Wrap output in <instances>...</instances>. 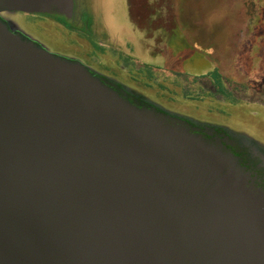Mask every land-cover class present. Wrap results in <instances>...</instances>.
<instances>
[{
  "label": "water",
  "instance_id": "water-1",
  "mask_svg": "<svg viewBox=\"0 0 264 264\" xmlns=\"http://www.w3.org/2000/svg\"><path fill=\"white\" fill-rule=\"evenodd\" d=\"M14 12L75 16L73 0H0V16ZM3 21L40 55L81 64ZM81 66L87 82H72L0 37V264H264V192L226 138Z\"/></svg>",
  "mask_w": 264,
  "mask_h": 264
},
{
  "label": "rangeland",
  "instance_id": "rangeland-1",
  "mask_svg": "<svg viewBox=\"0 0 264 264\" xmlns=\"http://www.w3.org/2000/svg\"><path fill=\"white\" fill-rule=\"evenodd\" d=\"M73 3L74 14L75 3L87 8L91 36L70 32L56 15L1 17L132 101L226 138L249 185L264 192V0Z\"/></svg>",
  "mask_w": 264,
  "mask_h": 264
},
{
  "label": "bare ground",
  "instance_id": "bare-ground-1",
  "mask_svg": "<svg viewBox=\"0 0 264 264\" xmlns=\"http://www.w3.org/2000/svg\"><path fill=\"white\" fill-rule=\"evenodd\" d=\"M4 19L1 18L0 16V26L3 28L0 27V37L3 38L7 43H9L14 49H16L19 53H21L22 55L30 58V59H33L35 61H40V62H46V63H50V64H53L55 66H59L63 69V71L65 72V74L67 75V77L70 79V81L72 82H77V83H80V82H87L83 79V75L82 73L86 74L87 73V69L84 68L83 66H81V64H78V63H67L65 61H55L53 60V57L52 58H46L42 55H40V51L37 50V48L34 46V45H30V44H27L25 42L21 43L19 40H21V38L19 37H14L13 35L9 34L8 32H6L4 29H5V22L3 21ZM8 26L11 27V24L8 22L7 23ZM17 32V31H16ZM22 41V40H21ZM83 65V64H82ZM89 84H91L92 86L94 87H97L96 85L88 82ZM98 88V87H97ZM98 90L106 95L107 97H110L115 103H117L118 105L122 106L123 108H125L126 110H129L131 112H133L134 114H137L139 115L140 117H143L145 118L147 121H149L150 123L156 125L158 128H161V129H164L163 127H160L159 125H157L154 120L151 119L150 116H147L145 114L142 113L141 110H139L138 108L136 107H132V106H129V105H126L124 104L123 102L117 100L115 97L111 96L108 92H106V90L102 87L98 88ZM150 117V118H149ZM168 131H171V130H168ZM175 131L177 133L180 132L179 129H175ZM187 132V131H186ZM188 133V132H187ZM188 137L191 139V141H200L199 139H197L196 137L192 136V135H188ZM198 143V142H197ZM200 144L201 146H205V148L208 149V151L213 155L214 159L216 160H224L223 158H226L225 156L221 155L220 153L216 152L214 148H211V147H208L207 145H205V143H198ZM222 156V157H221ZM228 158V157H227ZM230 158L226 159V160H229ZM224 160V162H226L227 164H229L230 166H232V161H226ZM234 163V162H233ZM260 199L264 202V197H260Z\"/></svg>",
  "mask_w": 264,
  "mask_h": 264
},
{
  "label": "flooded vegetation",
  "instance_id": "flooded-vegetation-1",
  "mask_svg": "<svg viewBox=\"0 0 264 264\" xmlns=\"http://www.w3.org/2000/svg\"><path fill=\"white\" fill-rule=\"evenodd\" d=\"M75 9H81V10L77 12L75 11V16L67 22L69 23V25L77 29L87 28L88 23H86V20H85V16L89 15V12L86 10L87 8L84 5L78 6L75 3ZM115 85H116V89H120L117 84ZM215 96L216 95H213L211 96V98L215 99Z\"/></svg>",
  "mask_w": 264,
  "mask_h": 264
},
{
  "label": "trees",
  "instance_id": "trees-1",
  "mask_svg": "<svg viewBox=\"0 0 264 264\" xmlns=\"http://www.w3.org/2000/svg\"><path fill=\"white\" fill-rule=\"evenodd\" d=\"M56 19H57V22L58 23H60L61 25H63L70 32H78V33H81L83 35L91 36V29H90V27L92 25V20L89 17V15H86L85 16V20H86V23H88V26H87V28H83V29L74 28L73 26L69 25V23L67 22L66 19H64L62 17H56ZM95 49L98 51V53H100V52H101V54L104 53L103 49H100L98 47H95Z\"/></svg>",
  "mask_w": 264,
  "mask_h": 264
}]
</instances>
